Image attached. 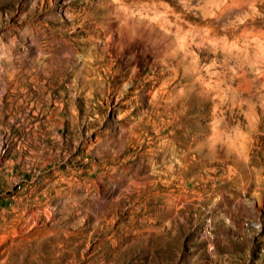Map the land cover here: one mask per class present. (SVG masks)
Listing matches in <instances>:
<instances>
[{
	"label": "rangeland",
	"instance_id": "rangeland-1",
	"mask_svg": "<svg viewBox=\"0 0 264 264\" xmlns=\"http://www.w3.org/2000/svg\"><path fill=\"white\" fill-rule=\"evenodd\" d=\"M0 264H264V0H0Z\"/></svg>",
	"mask_w": 264,
	"mask_h": 264
}]
</instances>
